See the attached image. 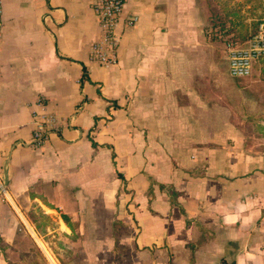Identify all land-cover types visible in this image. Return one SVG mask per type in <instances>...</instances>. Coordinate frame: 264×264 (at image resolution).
Wrapping results in <instances>:
<instances>
[{
  "label": "crops",
  "instance_id": "1",
  "mask_svg": "<svg viewBox=\"0 0 264 264\" xmlns=\"http://www.w3.org/2000/svg\"><path fill=\"white\" fill-rule=\"evenodd\" d=\"M0 1V264L35 234L31 204L62 209L99 264H264V151L244 112L261 100L240 86L235 112L196 0H125L104 66L92 0ZM37 112L56 127L34 147Z\"/></svg>",
  "mask_w": 264,
  "mask_h": 264
},
{
  "label": "rangeland",
  "instance_id": "2",
  "mask_svg": "<svg viewBox=\"0 0 264 264\" xmlns=\"http://www.w3.org/2000/svg\"><path fill=\"white\" fill-rule=\"evenodd\" d=\"M196 3L200 8L199 14L203 16L200 20L201 25L206 23L208 28L211 21L218 24L215 31L216 44L224 50L226 41L244 43L245 39L255 31L257 21L264 15V0H196ZM223 66L226 69L224 60ZM252 70L250 76L234 79L236 92L233 99L235 112L239 114H241L240 86H245L249 94L261 100L254 109L247 105L244 112L251 116V120H248L251 123L246 125V128L255 133L260 130V133L257 132L252 136L256 138L253 140L258 143L257 147L264 151V60L255 61ZM23 210L35 234L26 232L22 238V245L19 246L22 250L6 253L9 257L8 264H99L97 259H93L84 251L82 244L87 238H82L75 232L76 224L71 227L61 221L59 216L62 214L60 212L62 209L47 211L42 208L44 212L42 214L35 204H31L25 206ZM80 223L85 229L90 225V222L85 220ZM93 231V229L87 231L88 235ZM98 239L91 236L89 245L92 251H97L95 244ZM38 240L44 244L45 249L40 246ZM102 245L110 251L113 246L112 238L103 237ZM112 260L113 254L107 252L101 264H113Z\"/></svg>",
  "mask_w": 264,
  "mask_h": 264
},
{
  "label": "built area",
  "instance_id": "3",
  "mask_svg": "<svg viewBox=\"0 0 264 264\" xmlns=\"http://www.w3.org/2000/svg\"><path fill=\"white\" fill-rule=\"evenodd\" d=\"M125 0H92L91 4L100 28L99 37L91 45V58L99 65L115 64L117 61V47L119 34L117 26L124 7ZM2 4L0 1V33L2 26ZM137 16L128 15L124 18L125 26H132ZM228 73L232 78H244L252 74V68L260 58H264V15L259 19L255 31L249 35L244 43L232 40L225 44ZM56 127L55 117L47 113L33 115V128L30 144L40 146L46 139L50 129Z\"/></svg>",
  "mask_w": 264,
  "mask_h": 264
},
{
  "label": "trees",
  "instance_id": "4",
  "mask_svg": "<svg viewBox=\"0 0 264 264\" xmlns=\"http://www.w3.org/2000/svg\"><path fill=\"white\" fill-rule=\"evenodd\" d=\"M258 22L259 21H257V23H256V26H257V24H258ZM219 23V22H218ZM220 24V23H219ZM210 26L207 28V35H208V37L210 38V39H212V40H216V27L218 26V24L216 23V22H214V21H211L210 22V24H209ZM219 36V35H218ZM249 37V36H248ZM247 37V38H248ZM246 38V39H247ZM245 39V40H246ZM260 59H263L264 60V58H260ZM259 60V59H258ZM41 213L42 214H44L42 211H41ZM61 218L63 219V221H65L66 222V218H65V216L64 215H61ZM115 223L116 222H113V229L114 228H116V226H115ZM114 243H115V245H116V243H117V240H116V238L114 237Z\"/></svg>",
  "mask_w": 264,
  "mask_h": 264
},
{
  "label": "bare ground",
  "instance_id": "5",
  "mask_svg": "<svg viewBox=\"0 0 264 264\" xmlns=\"http://www.w3.org/2000/svg\"><path fill=\"white\" fill-rule=\"evenodd\" d=\"M38 243L40 244V246H41L43 249H45L44 244H43L41 241L38 240ZM45 252H46V251H45ZM53 262H54V261H53Z\"/></svg>",
  "mask_w": 264,
  "mask_h": 264
}]
</instances>
